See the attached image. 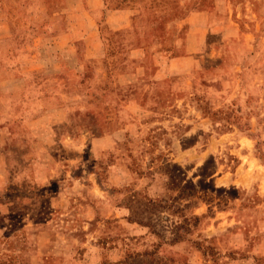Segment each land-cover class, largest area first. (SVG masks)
<instances>
[{
  "label": "rangeland",
  "instance_id": "1",
  "mask_svg": "<svg viewBox=\"0 0 264 264\" xmlns=\"http://www.w3.org/2000/svg\"><path fill=\"white\" fill-rule=\"evenodd\" d=\"M230 1L200 49L156 13L138 71L148 0H0V264H264V0Z\"/></svg>",
  "mask_w": 264,
  "mask_h": 264
},
{
  "label": "crops",
  "instance_id": "2",
  "mask_svg": "<svg viewBox=\"0 0 264 264\" xmlns=\"http://www.w3.org/2000/svg\"><path fill=\"white\" fill-rule=\"evenodd\" d=\"M16 0H12L14 4ZM149 2L145 6H141L137 12L139 13L141 26L144 30V34L147 37L148 44L144 48H139L138 50H134L131 53L130 60H132L133 64L137 66V70H140V64L145 63L146 61L151 62L154 58H156L158 55H165L166 51H162L160 48L163 44H161V41L154 36L152 33V18L156 15V13H170L173 14L170 17L163 16V22L165 24L166 28L176 27L179 30L182 28L188 29V32L191 34H196L195 36L192 35L191 42L200 45L199 49L202 47V45L205 44L206 37L212 32L218 30V29H227V28H237L238 22H236V19L239 15L246 16L249 18L250 21L253 20V17L251 14H243V11L241 7L232 5L230 0H176L171 4L170 0H148ZM155 3H152L154 2ZM157 3V4H156ZM178 13V14H176ZM0 16H4V26H6L10 31V36L13 35L14 31V24L12 22L11 18H8L5 16V13L3 14L1 12V5H0ZM250 32H241V36L243 38H248L250 36ZM245 36V37H244ZM175 42H178L175 41ZM169 53H167L166 56H168ZM38 57V56H37ZM15 59V57H11ZM181 58H171L169 61H172L173 65L176 66V63ZM180 62V61H179ZM182 66L183 64L180 63ZM40 70V69H38ZM163 71V70H162ZM149 74V79L153 80L154 82H160L162 79V73L159 68H153L152 72ZM152 81V83H153ZM158 84V83H157ZM157 84L149 86V90L151 92L158 91ZM156 85V86H155ZM44 89V88H42ZM146 90V89H145ZM161 90V89H160ZM38 96H39V90H37ZM155 96L154 98H156ZM152 103L154 102L151 101ZM138 104V107H143L141 102L136 101V105ZM128 106V105H127ZM124 106L125 113L127 112L128 107ZM170 107V106H168ZM118 112H122L119 110ZM219 110V109H218ZM126 116V115H125ZM130 120H123L122 121V130L123 134H126L127 127L126 123H128ZM154 120H150V123ZM259 252V251H258ZM260 254L264 255V250L259 252Z\"/></svg>",
  "mask_w": 264,
  "mask_h": 264
}]
</instances>
